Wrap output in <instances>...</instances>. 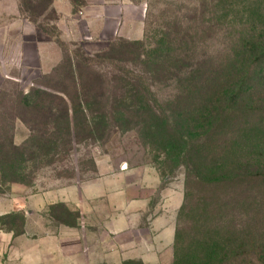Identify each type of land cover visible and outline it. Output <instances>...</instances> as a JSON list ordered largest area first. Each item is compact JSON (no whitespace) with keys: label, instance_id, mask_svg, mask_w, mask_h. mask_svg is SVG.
Masks as SVG:
<instances>
[{"label":"rangeland","instance_id":"374dc122","mask_svg":"<svg viewBox=\"0 0 264 264\" xmlns=\"http://www.w3.org/2000/svg\"><path fill=\"white\" fill-rule=\"evenodd\" d=\"M139 5L140 40L136 46L132 41L116 40L96 49L61 41L59 48L44 47L41 63L22 64L18 61L20 49L0 33V128L9 135L12 132L14 144L24 146L27 150L24 157L32 158L22 165L26 185L0 188V264H37L38 257L44 261L41 264H60L69 260L73 251L83 253L84 232L78 225L79 217L75 219L62 208L51 207L53 194L97 175L115 174L122 167L137 170L141 166L155 168V163L161 164L162 157L155 161L148 146L143 147L134 132L121 133L116 128L113 114L116 108L132 111L129 96L134 86L151 87L150 99H155V107L170 118L180 91L171 78H181L185 72L170 75V61L188 55L192 61L215 72L246 59L253 51L255 60L264 59V0H139ZM85 57L92 61L88 71L91 74L87 75L103 83L105 93L92 115L100 114L108 129L100 138L88 139L85 132L69 147L59 139L47 152L49 137L38 140V135L30 139L27 128L14 120L22 107L17 98L33 88L48 86L56 91L65 90L68 85L65 60ZM164 62L165 65H160ZM158 68L161 72L154 78L153 70ZM131 82L136 83L132 86ZM251 87L249 100L264 103V79L251 80ZM241 117L247 125L243 127L255 131L253 136L247 134L251 143L258 139L264 147V108ZM251 124L258 126L256 130ZM234 132L243 136L238 130ZM30 141L39 145V149L30 145ZM247 161L252 163L251 157ZM261 161L262 174L247 184L225 185L209 199H202L195 190L183 219L184 229L187 228L184 235L190 241H196L192 238L194 228L203 230L208 224L214 231L210 237L222 245L232 247L234 241L245 242L244 255L238 259L231 257L225 264H264V159ZM162 183L163 194L155 216L161 219L168 215L167 211L174 212L182 200L184 171L178 168L163 178ZM203 212L207 214L204 218ZM181 250L187 253L189 248L186 251L183 245ZM52 254L58 255V262H52ZM173 254L172 246L157 256L155 264H172Z\"/></svg>","mask_w":264,"mask_h":264},{"label":"trees","instance_id":"16d2710c","mask_svg":"<svg viewBox=\"0 0 264 264\" xmlns=\"http://www.w3.org/2000/svg\"><path fill=\"white\" fill-rule=\"evenodd\" d=\"M133 43L139 45L138 41ZM254 55L253 51L246 59L215 72L209 71L202 63L192 61L188 55L182 60L174 59L168 63L170 75L172 72H185L182 80L180 77L171 78L180 91L173 102L176 108L170 118L155 107V99H150L151 87L134 86L136 82H131L134 89L129 96L133 106L129 110L132 111L122 112L116 108L113 114L116 128L121 133L134 132L143 147L148 146L155 161L158 156L162 157L161 164H154L162 179L178 168L184 171L183 203L177 214L172 264H225L231 257L240 258L247 248L241 241H234L232 247L222 245L210 237L213 228H208V224L203 230L198 226L194 228L196 232L192 238L196 241H190L184 235L187 228L184 229L183 219L189 212L190 199L195 190L202 199H209L225 185L245 182L242 183L244 185L262 174L259 161L264 159V147L258 139L251 143L252 139L247 134L253 136L255 131L243 127L247 125L242 123L245 118L241 117L254 109L264 108L263 102L249 100L248 92L253 89L251 80L264 79V59L255 60ZM89 62L92 61L87 57L65 60L63 67L67 71L65 79L68 83L65 90L56 91L48 86L33 88L17 98L22 107L14 120L27 128L30 139L38 135V140L49 137L47 152L59 139L65 147H69L76 137L85 132L88 139L100 138L108 129L100 114L92 115L95 108L100 107L99 100L105 97V93L103 83L87 75L91 74L88 72ZM160 72V68L153 70V77L157 78ZM124 82L127 83L126 80ZM250 126L255 130L258 127ZM235 130L243 136L235 135ZM247 139L249 143H246ZM30 143L39 149L34 141ZM26 151L24 146L14 144L12 132L9 135L0 128V188L26 185L22 165L32 159L24 157ZM243 155L246 158L242 160ZM249 157L252 163L247 161ZM51 207L62 208L78 218L62 204ZM206 216L203 212L202 217ZM183 245L185 250L189 248L187 253L181 250ZM123 264L141 263L127 261Z\"/></svg>","mask_w":264,"mask_h":264},{"label":"crops","instance_id":"0c3cea01","mask_svg":"<svg viewBox=\"0 0 264 264\" xmlns=\"http://www.w3.org/2000/svg\"><path fill=\"white\" fill-rule=\"evenodd\" d=\"M0 33L20 49L22 64L41 63L44 47L59 48L61 41L96 49L116 40L137 42L139 0H0ZM162 186L157 171L147 165L122 167L53 194L52 205L62 204L77 214L84 232L83 253L73 251L60 264H155L157 256L174 245L183 203L182 195L175 213L155 217ZM55 256L52 262H58ZM35 262L44 261L38 257Z\"/></svg>","mask_w":264,"mask_h":264}]
</instances>
